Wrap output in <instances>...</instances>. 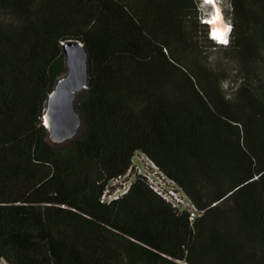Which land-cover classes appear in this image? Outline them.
<instances>
[{"label":"trees","instance_id":"16d2710c","mask_svg":"<svg viewBox=\"0 0 264 264\" xmlns=\"http://www.w3.org/2000/svg\"><path fill=\"white\" fill-rule=\"evenodd\" d=\"M228 44L198 0H0V258L9 264H264V0H227ZM235 53L185 58L189 29ZM89 55L79 132L52 143L62 41ZM143 152L203 209L190 220L130 171Z\"/></svg>","mask_w":264,"mask_h":264},{"label":"water","instance_id":"95a60500","mask_svg":"<svg viewBox=\"0 0 264 264\" xmlns=\"http://www.w3.org/2000/svg\"><path fill=\"white\" fill-rule=\"evenodd\" d=\"M62 51L67 69L56 78L45 99L43 113V123L54 142L68 141L80 130L82 115L75 99L89 79V55L84 43L68 38L62 41Z\"/></svg>","mask_w":264,"mask_h":264},{"label":"rangeland","instance_id":"374dc122","mask_svg":"<svg viewBox=\"0 0 264 264\" xmlns=\"http://www.w3.org/2000/svg\"><path fill=\"white\" fill-rule=\"evenodd\" d=\"M226 1L227 0H216V2L219 3V7L222 11L223 17L225 19V21L229 22V16L225 13L224 8H226ZM215 6L213 4H202L201 3V7L203 8V11L207 12L211 10L212 6ZM209 28V25H208ZM189 38H190V42L186 43L184 45H182V47H179V53L183 56H185V58H189L191 56L194 55H198L199 58L201 60H205L207 61L209 64L216 66L218 68H225L227 69V73H226V79L223 82V87H227V85H229V83H231V81L233 80L234 76H233V66H232V62H233V58L235 56V53L231 50H224L222 49L220 46H209L207 43H205L204 39H203V34L198 32L196 33L195 30L193 28L190 27L189 29ZM67 67L65 65V71H66ZM64 71V72H65ZM63 72V73H64ZM84 92V89L79 91L77 96L81 93ZM77 99V97H76ZM75 99V101H76ZM81 128V127H80ZM79 132V131H78ZM49 136V135H48ZM52 143L56 144V145H62L64 142H54L51 140V138H48ZM148 163V158L147 156L141 152V151H136L133 158H132V165L133 168L135 166H140L141 168H144L143 164H145V166ZM133 179V175L131 173H129L126 176H123L121 178H119L118 180H114L111 181V185L114 186V189L111 190V192L114 194V196H116L117 194H120L124 188H126L127 183H129L131 180ZM103 196V194H102ZM110 196V194L108 195V193L105 195V199H108ZM0 264H9L6 260L0 258Z\"/></svg>","mask_w":264,"mask_h":264},{"label":"built area","instance_id":"2783aa9c","mask_svg":"<svg viewBox=\"0 0 264 264\" xmlns=\"http://www.w3.org/2000/svg\"><path fill=\"white\" fill-rule=\"evenodd\" d=\"M229 23L231 25L230 20ZM231 31L232 30L226 29L224 35L220 37H216L215 34L213 33L212 28H209L208 36L217 44H228L230 41ZM224 41L227 42L225 43ZM143 165L144 168H141L140 166H135L133 168L132 165L127 172H125L122 175H119L114 180H118L119 178L128 175L130 171H135L137 173L144 175L149 185L163 198L171 202L173 206H175L179 210L186 209L188 211L190 220L195 219L198 215L202 213L203 209L198 208L194 204V202L188 197V195L183 191V189L178 184H176V182L173 179H171L164 172H162L159 169V167L150 158H148L147 165L146 166L145 164ZM129 183H127L126 188L128 187ZM126 188H124V190ZM104 197L105 194H103L102 199H105ZM111 197H114L113 193L110 194L108 199H111Z\"/></svg>","mask_w":264,"mask_h":264},{"label":"clouds","instance_id":"9594fccd","mask_svg":"<svg viewBox=\"0 0 264 264\" xmlns=\"http://www.w3.org/2000/svg\"><path fill=\"white\" fill-rule=\"evenodd\" d=\"M199 1V5H200V9H201V12H200V15H199V18H200V20L203 18V17H207V20H208V22H206L207 23V25H209V28H211V24H212V21H213V18H214V16L216 15V9H217V7L220 9V7H219V3L218 2H216V0H214V2L213 3H210V4H213V5H215V6H212V5H210V6H212L211 7V10L210 11H207V12H205V11H203V8L201 7V3L202 4H209V3H206L205 2V0H198ZM221 10V9H220ZM223 19H224V17H222ZM224 21H225V19H224ZM202 22V21H201ZM227 23H226V29L227 30H232V24L230 25V23L228 22V21H226ZM205 23V22H204ZM217 37H220V35H217Z\"/></svg>","mask_w":264,"mask_h":264},{"label":"bare ground","instance_id":"6f19581e","mask_svg":"<svg viewBox=\"0 0 264 264\" xmlns=\"http://www.w3.org/2000/svg\"><path fill=\"white\" fill-rule=\"evenodd\" d=\"M223 14L222 11L217 7L216 9V15L213 18L211 28L213 30V33L217 37V35H224L226 31V21L222 18Z\"/></svg>","mask_w":264,"mask_h":264},{"label":"snow or ice","instance_id":"6c2138e0","mask_svg":"<svg viewBox=\"0 0 264 264\" xmlns=\"http://www.w3.org/2000/svg\"><path fill=\"white\" fill-rule=\"evenodd\" d=\"M205 2H206V3H213L214 0H205ZM224 42L226 43L227 41H224Z\"/></svg>","mask_w":264,"mask_h":264}]
</instances>
